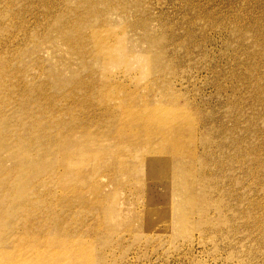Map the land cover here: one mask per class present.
<instances>
[{
  "label": "rangeland",
  "instance_id": "obj_1",
  "mask_svg": "<svg viewBox=\"0 0 264 264\" xmlns=\"http://www.w3.org/2000/svg\"><path fill=\"white\" fill-rule=\"evenodd\" d=\"M176 125L188 149L148 166ZM102 151L116 170L93 181L64 161ZM16 258L264 264V0H0V264Z\"/></svg>",
  "mask_w": 264,
  "mask_h": 264
},
{
  "label": "bare ground",
  "instance_id": "obj_2",
  "mask_svg": "<svg viewBox=\"0 0 264 264\" xmlns=\"http://www.w3.org/2000/svg\"><path fill=\"white\" fill-rule=\"evenodd\" d=\"M141 131L142 132H141L140 140H141V142H145L144 137H147L148 138V141L150 143H148V145H145V147H148V148H151V143H152L153 140L158 139L159 137L162 136V133H159L153 127H145L144 126V128H141ZM185 131H186V128H183L182 127L180 129L176 125V127L174 129H172V131L170 133V136L168 137V139L170 141L171 153L168 154V155H165L164 158L163 157L162 158L158 157L157 159H152L148 163V166H153L154 168H158V167L162 166L161 168H164L163 165H165V166L168 167V166L176 163L177 160H178V157H179V153H182L186 149H188L187 144L184 141V137H185L184 136V133H185ZM117 132L120 133V134H122L121 130L120 131L118 130ZM122 135H124L126 138L128 137L127 134H122ZM19 152H21V151H18L17 153H19ZM156 152L159 153L160 151L159 150H156ZM19 154H21V153H19ZM83 154H86V153H83ZM105 155L106 154H104L103 151L100 152L98 154V160L96 159L97 160L96 161L94 159V162L93 163H92V160H93L94 157H96V154H91V155L88 154L87 155L90 158L89 160H91V161H88L87 157H85L83 155L82 156L80 155L81 159L78 162H76V163H73L75 161H73L72 158H68V159H66L64 161L67 163L68 167H78L81 170L83 168H86V167L89 169V167L91 166L90 168L92 169V172L89 175L90 177H87V178L88 179H91L93 181L94 178L97 177L98 174H100L99 172L104 171L107 167H109L113 171L116 170L114 168L115 167V164H114L115 163V160L106 159L104 157ZM159 162H161L162 165L159 164ZM20 165H21V162H20ZM30 165H33V164H30ZM116 165H118V163H116ZM172 172L173 171H171V173ZM172 174H174L176 176H179L178 172H177V174H175V172H173ZM16 259L17 260H20V261H24V260H26V261L23 262V263H17V261H15V264H29V260L28 259H25V258L24 259H18V258H16ZM31 259H33V258H31ZM30 262H31V260H30ZM46 264H49V263L46 262ZM56 264H62V263L58 262Z\"/></svg>",
  "mask_w": 264,
  "mask_h": 264
}]
</instances>
